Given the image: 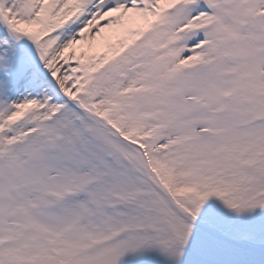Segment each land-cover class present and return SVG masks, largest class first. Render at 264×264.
<instances>
[{
	"label": "snow or ice",
	"instance_id": "snow-or-ice-1",
	"mask_svg": "<svg viewBox=\"0 0 264 264\" xmlns=\"http://www.w3.org/2000/svg\"><path fill=\"white\" fill-rule=\"evenodd\" d=\"M0 264H264V0H0Z\"/></svg>",
	"mask_w": 264,
	"mask_h": 264
}]
</instances>
